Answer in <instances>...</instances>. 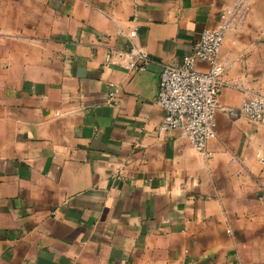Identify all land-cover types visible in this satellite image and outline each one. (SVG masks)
Listing matches in <instances>:
<instances>
[{
    "label": "crops",
    "instance_id": "obj_1",
    "mask_svg": "<svg viewBox=\"0 0 264 264\" xmlns=\"http://www.w3.org/2000/svg\"><path fill=\"white\" fill-rule=\"evenodd\" d=\"M239 4L199 153L160 130L159 73ZM131 47L145 71L105 65ZM255 97L264 0H0V264H264V118L239 113Z\"/></svg>",
    "mask_w": 264,
    "mask_h": 264
},
{
    "label": "built area",
    "instance_id": "obj_2",
    "mask_svg": "<svg viewBox=\"0 0 264 264\" xmlns=\"http://www.w3.org/2000/svg\"><path fill=\"white\" fill-rule=\"evenodd\" d=\"M245 10L243 4L223 8L214 28L203 31L191 54L178 66L163 65L159 73L156 103L165 112L160 130L180 129L199 153H204L208 141L216 137V115L220 111L219 95L223 87L221 76L225 71V65L219 61L223 37L235 28ZM129 37L134 38L135 32ZM149 63L146 52L137 47L109 51L105 58L106 66L117 65L130 71H145ZM198 63L205 69H199ZM112 96L109 95V100ZM239 113L251 123H261L264 99L255 97L244 101ZM229 114L232 116L235 112ZM257 159L264 165V156L257 155ZM257 201L264 209V192Z\"/></svg>",
    "mask_w": 264,
    "mask_h": 264
}]
</instances>
